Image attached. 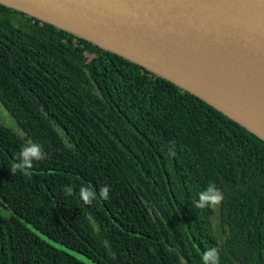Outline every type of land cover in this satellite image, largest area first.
Here are the masks:
<instances>
[{
  "label": "trees",
  "instance_id": "16d2710c",
  "mask_svg": "<svg viewBox=\"0 0 264 264\" xmlns=\"http://www.w3.org/2000/svg\"><path fill=\"white\" fill-rule=\"evenodd\" d=\"M0 103L18 129L0 121V264H203L212 247L264 264V141L204 101L0 5ZM30 144L45 159L12 172ZM210 183L221 203L196 208Z\"/></svg>",
  "mask_w": 264,
  "mask_h": 264
},
{
  "label": "water",
  "instance_id": "95a60500",
  "mask_svg": "<svg viewBox=\"0 0 264 264\" xmlns=\"http://www.w3.org/2000/svg\"><path fill=\"white\" fill-rule=\"evenodd\" d=\"M132 62L264 141V0H0Z\"/></svg>",
  "mask_w": 264,
  "mask_h": 264
},
{
  "label": "clouds",
  "instance_id": "9594fccd",
  "mask_svg": "<svg viewBox=\"0 0 264 264\" xmlns=\"http://www.w3.org/2000/svg\"><path fill=\"white\" fill-rule=\"evenodd\" d=\"M46 154L42 151L41 147L38 144H30L22 148L19 157L17 158L18 162L14 163L11 171H27L33 167V161H40L45 159ZM66 194L71 195L72 189H66ZM198 202L195 207L198 209H205L210 206H218L223 196L216 188L215 184L210 183L208 187L200 192ZM80 198L86 203H92V200L96 198L97 193L88 187H81L79 190ZM99 196L102 199L107 200L109 197L108 187H102L99 190ZM203 264H220V253L216 247H212L205 251L202 257Z\"/></svg>",
  "mask_w": 264,
  "mask_h": 264
},
{
  "label": "rangeland",
  "instance_id": "374dc122",
  "mask_svg": "<svg viewBox=\"0 0 264 264\" xmlns=\"http://www.w3.org/2000/svg\"><path fill=\"white\" fill-rule=\"evenodd\" d=\"M0 121L5 124L7 127H10L11 129L17 131V127L15 125L14 119L8 114V112L6 111V109L1 105L0 103ZM0 212L3 214H8L7 211L0 209ZM215 222H217V220H215ZM72 255H74L76 258H78L79 260H81L82 262H84L85 264H95L93 262H91L90 260H88L87 258L75 253V252H69Z\"/></svg>",
  "mask_w": 264,
  "mask_h": 264
}]
</instances>
